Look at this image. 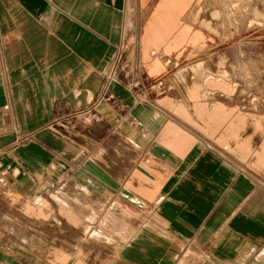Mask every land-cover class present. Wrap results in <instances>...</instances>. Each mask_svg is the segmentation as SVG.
Listing matches in <instances>:
<instances>
[{
	"label": "crops",
	"instance_id": "crops-1",
	"mask_svg": "<svg viewBox=\"0 0 264 264\" xmlns=\"http://www.w3.org/2000/svg\"><path fill=\"white\" fill-rule=\"evenodd\" d=\"M190 1L0 0V184L69 200L120 240L104 264H264V73L148 59L201 42ZM7 237L0 264H30Z\"/></svg>",
	"mask_w": 264,
	"mask_h": 264
},
{
	"label": "rangeland",
	"instance_id": "rangeland-1",
	"mask_svg": "<svg viewBox=\"0 0 264 264\" xmlns=\"http://www.w3.org/2000/svg\"><path fill=\"white\" fill-rule=\"evenodd\" d=\"M197 1H190L182 21L183 25L191 24L192 35L197 31L204 34L201 42H186L171 53L160 47L155 52L151 50L148 59H156L159 53L178 56V75L187 73L186 63L195 65V71L210 70L216 77L229 76V65L242 72L264 73V0H203V8L195 18L191 11ZM137 40V36L130 44L126 40L124 58L128 52L138 54L141 46L137 47ZM167 58L164 57L165 63ZM261 142V137H256L257 147ZM44 196L29 201L0 184V220L4 222L0 227V246L7 247L9 232L17 260L22 263L104 264L109 258L107 248L118 247L120 240L90 237L88 222L73 219L69 200L57 199L55 194Z\"/></svg>",
	"mask_w": 264,
	"mask_h": 264
},
{
	"label": "built area",
	"instance_id": "built-area-1",
	"mask_svg": "<svg viewBox=\"0 0 264 264\" xmlns=\"http://www.w3.org/2000/svg\"><path fill=\"white\" fill-rule=\"evenodd\" d=\"M124 53H125V43L121 44L119 54L115 60L111 77H118L123 70V66L125 64V58H124ZM166 64L170 67H177L179 66V61L176 58H167L166 59ZM154 86H158L161 91H164L165 83L162 78L157 79L151 87L153 88ZM251 101H257V99L254 96H251ZM264 101V99H263Z\"/></svg>",
	"mask_w": 264,
	"mask_h": 264
}]
</instances>
